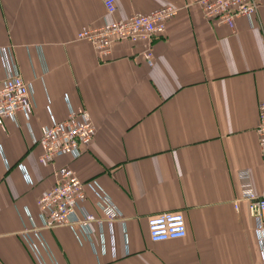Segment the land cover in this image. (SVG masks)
<instances>
[{"label": "crops", "instance_id": "0c3cea01", "mask_svg": "<svg viewBox=\"0 0 264 264\" xmlns=\"http://www.w3.org/2000/svg\"><path fill=\"white\" fill-rule=\"evenodd\" d=\"M105 1L0 0V87L5 50L34 90L29 120L0 123V264H261L239 173L263 192L264 4L231 27L195 0H115L111 16ZM166 6L179 13L153 41L152 66L144 43H117L103 58L77 39ZM81 108L95 123L93 142L78 158L41 163L43 127ZM62 167L95 181L122 217L105 226L104 243L96 224L92 241L67 225L31 231L36 256L27 212L38 221ZM87 195L86 209L103 217ZM166 212L184 214L187 236L154 242L148 221Z\"/></svg>", "mask_w": 264, "mask_h": 264}, {"label": "built area", "instance_id": "2783aa9c", "mask_svg": "<svg viewBox=\"0 0 264 264\" xmlns=\"http://www.w3.org/2000/svg\"><path fill=\"white\" fill-rule=\"evenodd\" d=\"M195 4L201 8L207 18L233 27L238 18L256 16L264 0H195ZM105 5L109 16L116 12L115 0H106ZM178 13L177 7L166 6L149 14H136L122 20L107 21L102 26L81 30L77 39L92 44L99 57L103 58L111 53L117 43H144L143 55L152 66L155 58L153 41L166 33L168 22ZM4 64L7 75L0 87V123L2 124L7 118L16 120L20 113L29 120L34 108L33 87L25 81L19 68L5 50ZM96 132L95 123L86 108L71 109L65 120H52L50 125L43 127L42 135L38 140L43 149L40 162L51 164L65 155L78 158L83 148L93 142ZM257 135L264 165V100L260 104ZM56 177L55 185L44 192L38 201V221L27 212L30 227L26 229L24 237L31 251L36 256L40 255L29 232H39L41 229H51L61 225L78 229L92 241L96 224L104 243L105 226L108 225L112 230L114 222L122 217L116 205L95 181H82L70 167L59 168ZM239 178L242 182L241 199L247 201L248 211L255 221L261 264H264V190L261 194L253 190L251 174L248 170L240 172ZM87 188L97 195L103 217L97 218L86 209ZM236 207L238 208L239 205ZM148 227L154 242L187 236V223L181 212H166L153 216L148 221ZM112 236L114 237L113 231Z\"/></svg>", "mask_w": 264, "mask_h": 264}]
</instances>
